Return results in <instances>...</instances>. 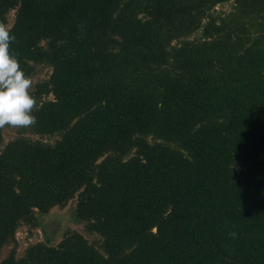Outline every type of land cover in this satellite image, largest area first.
<instances>
[{"label":"trees","instance_id":"trees-1","mask_svg":"<svg viewBox=\"0 0 264 264\" xmlns=\"http://www.w3.org/2000/svg\"><path fill=\"white\" fill-rule=\"evenodd\" d=\"M0 23L51 70L35 126L0 128V264H264V0H0ZM74 198L100 247L17 257L20 223Z\"/></svg>","mask_w":264,"mask_h":264},{"label":"rangeland","instance_id":"rangeland-1","mask_svg":"<svg viewBox=\"0 0 264 264\" xmlns=\"http://www.w3.org/2000/svg\"><path fill=\"white\" fill-rule=\"evenodd\" d=\"M214 10L222 11L223 14H227L234 10V4L231 1L219 3L215 6ZM258 16V15H257ZM14 17V11L11 10L7 17V26H9ZM259 17V16H258ZM244 23H248L251 19L248 17L242 18ZM258 20H261L258 18ZM258 28V25L255 26ZM195 33L194 35H198ZM193 36V35H192ZM50 67L47 65H40L36 69L35 73L30 76L32 80V88L36 82H39L45 79L50 74ZM31 88V90H32ZM30 90V91H31ZM48 97L51 98V95ZM17 133L15 127L7 126L3 131L4 141H7L14 137ZM27 135L32 136L33 138H40L45 141L52 142L55 139L56 135H44L39 136L32 133H27ZM75 198L71 199L65 206L52 207L47 213L39 215V222L36 226L31 227L26 223H20L15 232V247H16V256L19 257L23 255L24 250L30 244H33L37 241L45 240L50 244H57V242L62 238V236L68 230H74L80 232L84 237L88 239L89 242L93 243L96 247H100L101 237L97 233L88 232L85 229V223L76 219L74 216V206ZM12 244L5 245L1 250V258L5 257Z\"/></svg>","mask_w":264,"mask_h":264},{"label":"clouds","instance_id":"clouds-1","mask_svg":"<svg viewBox=\"0 0 264 264\" xmlns=\"http://www.w3.org/2000/svg\"><path fill=\"white\" fill-rule=\"evenodd\" d=\"M14 40L7 26L0 23V128H28L37 123L33 113L39 110V104L30 91L31 78L11 51Z\"/></svg>","mask_w":264,"mask_h":264}]
</instances>
